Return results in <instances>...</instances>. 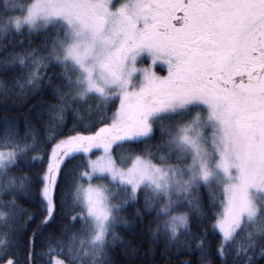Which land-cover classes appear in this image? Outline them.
<instances>
[{
  "label": "snow or ice",
  "instance_id": "snow-or-ice-1",
  "mask_svg": "<svg viewBox=\"0 0 264 264\" xmlns=\"http://www.w3.org/2000/svg\"><path fill=\"white\" fill-rule=\"evenodd\" d=\"M0 264H264V0H2Z\"/></svg>",
  "mask_w": 264,
  "mask_h": 264
},
{
  "label": "rangeland",
  "instance_id": "rangeland-1",
  "mask_svg": "<svg viewBox=\"0 0 264 264\" xmlns=\"http://www.w3.org/2000/svg\"><path fill=\"white\" fill-rule=\"evenodd\" d=\"M156 72L160 75H165L166 74V70L163 69V66L162 65H158L156 67Z\"/></svg>",
  "mask_w": 264,
  "mask_h": 264
},
{
  "label": "trees",
  "instance_id": "trees-1",
  "mask_svg": "<svg viewBox=\"0 0 264 264\" xmlns=\"http://www.w3.org/2000/svg\"><path fill=\"white\" fill-rule=\"evenodd\" d=\"M0 2H2V0H0Z\"/></svg>",
  "mask_w": 264,
  "mask_h": 264
}]
</instances>
